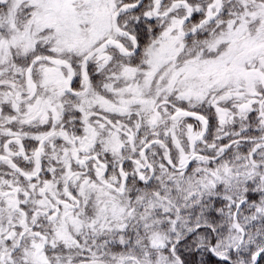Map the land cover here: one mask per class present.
I'll use <instances>...</instances> for the list:
<instances>
[{"label": "snow or ice", "instance_id": "obj_1", "mask_svg": "<svg viewBox=\"0 0 264 264\" xmlns=\"http://www.w3.org/2000/svg\"><path fill=\"white\" fill-rule=\"evenodd\" d=\"M0 264H264V0H0Z\"/></svg>", "mask_w": 264, "mask_h": 264}]
</instances>
